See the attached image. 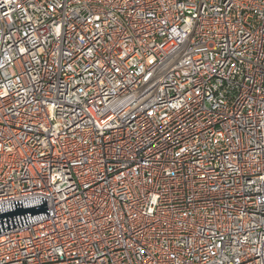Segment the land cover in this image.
Segmentation results:
<instances>
[{
	"label": "built area",
	"instance_id": "2783aa9c",
	"mask_svg": "<svg viewBox=\"0 0 264 264\" xmlns=\"http://www.w3.org/2000/svg\"><path fill=\"white\" fill-rule=\"evenodd\" d=\"M38 197L0 264H264V0H0V203Z\"/></svg>",
	"mask_w": 264,
	"mask_h": 264
},
{
	"label": "water",
	"instance_id": "95a60500",
	"mask_svg": "<svg viewBox=\"0 0 264 264\" xmlns=\"http://www.w3.org/2000/svg\"><path fill=\"white\" fill-rule=\"evenodd\" d=\"M46 206L45 199L39 197L0 203V234L48 218Z\"/></svg>",
	"mask_w": 264,
	"mask_h": 264
}]
</instances>
